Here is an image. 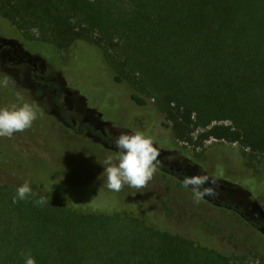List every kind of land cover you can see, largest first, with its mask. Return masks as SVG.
<instances>
[{
    "label": "trees",
    "instance_id": "trees-1",
    "mask_svg": "<svg viewBox=\"0 0 264 264\" xmlns=\"http://www.w3.org/2000/svg\"><path fill=\"white\" fill-rule=\"evenodd\" d=\"M0 19L7 21L4 35L21 33L41 46L63 51L81 41L98 48L113 81L130 87V100L161 114L160 128L182 155L180 143L196 149L210 139L264 154V0H0ZM46 85L55 90L58 109L50 116L57 126L71 123L57 84ZM72 131L115 143L111 131L89 123ZM0 169L29 181L35 193L19 201L30 208L31 231L49 234L38 248L32 243L40 238L29 240L36 264H264V254L201 243L192 230L172 223L164 208L140 197V205L149 207L116 206L99 190L85 197L82 186L55 174L19 175L1 155ZM261 178L253 196L262 191ZM40 196L49 202L36 204ZM13 197L11 192L7 199Z\"/></svg>",
    "mask_w": 264,
    "mask_h": 264
},
{
    "label": "rangeland",
    "instance_id": "rangeland-1",
    "mask_svg": "<svg viewBox=\"0 0 264 264\" xmlns=\"http://www.w3.org/2000/svg\"><path fill=\"white\" fill-rule=\"evenodd\" d=\"M4 21L7 22L0 19V32L5 30ZM5 32L10 35L0 34V42L8 36L13 37L7 40L16 45L18 55L37 64L34 73L30 63L19 62L16 57L8 59L0 49V69L29 92L14 88L9 82L7 87L0 86V109L28 102L38 110V118L29 129L16 132L10 138L0 137V155L17 174L48 172L71 186H82L85 197L99 190L101 195L113 197L116 206L149 207L148 204L140 205V200L136 199L140 197L164 208L170 213L172 223L183 230H192L203 244L235 252L264 254V221L258 211L250 208L256 204L264 210V185L262 191L253 196L263 181L264 154L252 155L237 144L226 146L210 139L196 149L180 143L184 156L172 149L167 131L160 128L163 117L155 107H139L129 98L130 87L113 81L98 48L79 41L68 50L58 51L49 44L41 46L31 36L21 33L13 36L14 33ZM4 79L0 73V82ZM46 82L57 84L59 101L71 123L63 120L57 126L50 116L58 114V109L53 106L55 90ZM17 93L23 97L22 102L17 101ZM149 122H152L150 130L146 129ZM82 123H89L93 130L108 129L114 140L122 132L140 131L150 135L159 151V163L148 185L136 189L125 184L119 192L109 190L103 172L104 160L109 155L115 157L119 149L115 143L109 145L93 133L75 134L73 126ZM180 173L216 178L218 196L204 197L195 203L192 186H183L184 178ZM24 182L0 169V190L3 191H0V262L3 264H10L6 262L9 260L25 261L26 255L33 251L30 238H40L39 242L33 240L32 243L38 248L49 235L48 232L31 231L30 208L22 205L18 198L16 203L7 199L11 192L15 197L17 188ZM70 201L76 204L73 198ZM220 201L237 206L239 212L223 208Z\"/></svg>",
    "mask_w": 264,
    "mask_h": 264
},
{
    "label": "clouds",
    "instance_id": "clouds-1",
    "mask_svg": "<svg viewBox=\"0 0 264 264\" xmlns=\"http://www.w3.org/2000/svg\"><path fill=\"white\" fill-rule=\"evenodd\" d=\"M0 86L7 87L8 80L4 79L0 82ZM17 101H23L19 93H17ZM37 118L36 106L28 102L13 103L9 107L0 109V137L10 138L16 132H24ZM115 145L119 149L117 155L115 157L109 155L104 160L103 172L106 173L107 188L116 192H119L125 184L136 189L145 188L156 173L159 163V151L154 146L151 136L140 131L122 132L115 138ZM183 186L185 188L192 186L195 203L201 202L204 197H216L219 194L217 179L203 174L185 176ZM30 195L35 193L32 192L30 182L26 180L17 188L13 203L17 202V198L24 200ZM34 202L44 205L49 201L40 196ZM25 264H36L30 252L25 257Z\"/></svg>",
    "mask_w": 264,
    "mask_h": 264
},
{
    "label": "flooded vegetation",
    "instance_id": "flooded-vegetation-1",
    "mask_svg": "<svg viewBox=\"0 0 264 264\" xmlns=\"http://www.w3.org/2000/svg\"><path fill=\"white\" fill-rule=\"evenodd\" d=\"M1 35L4 36V34L2 32H0ZM7 39H13V37L11 36H8V38H6L4 41L0 42V49H3L4 50V54H6L8 56V59H13L14 57L18 58V61L19 62H27L28 64L30 63L32 66H33V71L35 73L36 69H37V64L34 63V62H30L28 59H25V58H21L18 53H17V47L16 45L10 41V40H7ZM34 76H36L34 74ZM140 107V106H139ZM143 107V106H141ZM171 168V167H170ZM209 200H212L211 198H209ZM253 205H256V204H252L250 206V208L252 209L253 208H256L255 206ZM256 210V209H255ZM257 211V210H256ZM262 230L264 231V227H262Z\"/></svg>",
    "mask_w": 264,
    "mask_h": 264
},
{
    "label": "water",
    "instance_id": "water-1",
    "mask_svg": "<svg viewBox=\"0 0 264 264\" xmlns=\"http://www.w3.org/2000/svg\"><path fill=\"white\" fill-rule=\"evenodd\" d=\"M253 206H255L256 208L252 207L251 210L254 211L256 209L258 211V216L264 221V210L258 205H253Z\"/></svg>",
    "mask_w": 264,
    "mask_h": 264
}]
</instances>
